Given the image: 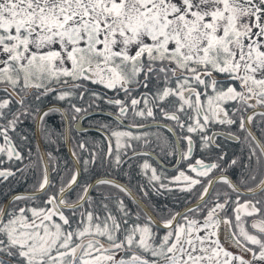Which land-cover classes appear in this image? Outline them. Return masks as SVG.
<instances>
[{"label":"snow or ice","instance_id":"obj_1","mask_svg":"<svg viewBox=\"0 0 264 264\" xmlns=\"http://www.w3.org/2000/svg\"><path fill=\"white\" fill-rule=\"evenodd\" d=\"M0 264H264V0H0Z\"/></svg>","mask_w":264,"mask_h":264},{"label":"flooded vegetation","instance_id":"obj_2","mask_svg":"<svg viewBox=\"0 0 264 264\" xmlns=\"http://www.w3.org/2000/svg\"><path fill=\"white\" fill-rule=\"evenodd\" d=\"M98 115H101V114H99V113L94 114V116H98ZM101 118H103V117L101 116ZM89 134L91 135V134H94V133L90 132Z\"/></svg>","mask_w":264,"mask_h":264}]
</instances>
